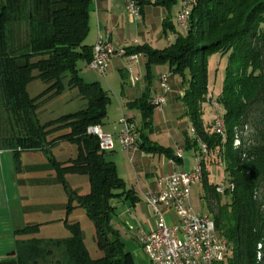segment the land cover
<instances>
[{"label": "trees", "instance_id": "trees-1", "mask_svg": "<svg viewBox=\"0 0 264 264\" xmlns=\"http://www.w3.org/2000/svg\"><path fill=\"white\" fill-rule=\"evenodd\" d=\"M92 2L0 0V150L11 153L17 169L24 153L45 157L66 196L59 221L68 232L44 239L36 235L41 223L25 224L13 232L14 255L1 257L0 264H135L113 219L114 200L123 195L134 200V192L126 190L98 138L87 133L89 126H101L110 101L99 82H86L79 73V62L92 60V46L84 43ZM174 33L164 49L138 45L124 48L125 56L144 54L148 70L166 64L181 80L180 100L193 129L188 148L201 159L200 181L215 205L211 218L227 241L221 264H264V0H194L187 29ZM216 53L227 56L216 98L223 135L203 119L210 91L207 62ZM65 91L81 102L80 109L41 121L40 108ZM129 105L149 124L154 107L147 95ZM63 142L75 150L59 160L53 147ZM146 149L181 160L158 144ZM220 163L228 185L222 194L210 180L212 167ZM68 175L86 176L88 191L72 188ZM80 209L93 228L90 246L74 217Z\"/></svg>", "mask_w": 264, "mask_h": 264}, {"label": "crops", "instance_id": "crops-1", "mask_svg": "<svg viewBox=\"0 0 264 264\" xmlns=\"http://www.w3.org/2000/svg\"><path fill=\"white\" fill-rule=\"evenodd\" d=\"M156 0H144L140 4V17L134 18L125 11V0H93L90 8L89 16V33L84 41L85 44L93 46L98 36L109 37L111 42L119 48H127L138 45H149L153 49H164L169 46L174 40V31H184L180 29L176 23V15L180 10L181 0H176L174 4L169 6L155 4ZM174 26V31L169 29V26ZM147 57L144 54H138L137 61H132L128 56L117 57L110 59L105 76L88 67L85 62H82L80 75L86 82H99L100 77H104L107 86L114 95L115 101L112 98L107 105V115L101 124L102 131L106 134L114 136V147L111 150H106L111 154L112 161L117 169L119 176L125 181L126 190L134 192L135 199L131 197L125 198V195L116 198L115 211L113 215L114 223L120 231L121 239L125 245V249L129 252L135 264H151L148 257L142 250L140 238L154 230L156 220L151 208L144 200V193H157L159 187L157 185L159 178L170 174L175 169H183L186 171L192 170V167H187L184 159L185 151H190L192 156L196 158V152L186 140V137L191 139L193 133L190 134L187 130L188 120L185 121L184 108L180 100L183 95L181 80L178 76L169 71L168 65H153L150 69L146 66ZM167 66V74L171 75L170 88L165 94L169 100H174L177 108L176 116L179 117L180 126L173 129L169 137H155L153 133V115L149 124H145L140 109L134 105L130 106L131 102L139 100L144 95L148 96L153 93H159L158 79L161 74H165L162 70ZM131 69V71L129 70ZM126 72V77L129 81L128 88L115 81L117 72ZM156 72V84H152V73ZM131 72V73H130ZM139 75L141 79L138 81H130L131 75ZM125 75V74H124ZM103 87V86H102ZM108 93V92H107ZM109 96V94H108ZM155 111H162L154 109ZM125 116L133 121L139 130V143L136 148L125 150L120 142L116 139V134L122 129L123 124L121 118ZM117 122V123H116ZM119 124V125H118ZM183 124V125H182ZM106 128V130H104ZM192 128L190 126V132ZM162 133V132H161ZM151 144H158L162 147L169 148L172 153L176 149L183 151L182 159L171 161V157L163 153L148 151L146 148ZM36 152L24 153L22 157ZM12 156L8 151L0 150V233L13 232L28 224L30 220L27 217V211L21 202L20 189L23 185L17 186L8 181V173L12 169ZM25 166V161L21 162ZM34 166V164H33ZM25 173L21 172L23 178ZM15 180V179H14ZM25 188V186H23ZM31 209V206L28 207ZM35 209V208H34ZM32 210V213L34 211ZM44 211L48 207L42 208ZM168 222L176 223L178 218L174 211L164 209ZM28 222V223H27ZM33 222V221H32ZM42 225L39 228L41 230ZM14 237V235H12ZM15 238V237H14ZM12 243L11 246H14ZM8 246L5 250H8ZM0 253V258L2 257Z\"/></svg>", "mask_w": 264, "mask_h": 264}, {"label": "rangeland", "instance_id": "rangeland-1", "mask_svg": "<svg viewBox=\"0 0 264 264\" xmlns=\"http://www.w3.org/2000/svg\"><path fill=\"white\" fill-rule=\"evenodd\" d=\"M139 6V4H138ZM227 65V56L220 55L218 53L212 54L208 58L207 62V75H208V85H209V95L207 96L208 102L204 106L205 114L204 121L210 122L212 120V111L214 110V114L221 115L222 109L221 106L216 102V98L220 92L224 77H225V68ZM79 66H82V62H79ZM167 74V66H164L162 69ZM107 73V70H106ZM125 74V75H124ZM134 76V75H133ZM157 74L154 71L152 73V84L155 86L156 84ZM171 75L168 77V84L170 87ZM100 81L102 83L103 88L108 92L109 97L112 98V102L115 101L114 95L110 88L107 86L105 78L100 77ZM115 81L122 84L125 88H128L129 81L126 77V72L121 71L117 72V76L115 77ZM131 81V78H130ZM132 82V81H131ZM38 84V83H37ZM40 84V83H39ZM39 87V85H38ZM35 89V88H34ZM34 89L31 88L30 93L34 94ZM171 89V88H170ZM151 98V97H150ZM149 98V100H150ZM81 102L78 99H71L69 96V92L65 91L58 97H55L49 102H46L39 110V119L41 121H45L48 119L55 118L61 114L74 112L81 107ZM215 105V106H214ZM216 110V111H215ZM177 108L175 107L174 100L165 99V103L163 105L162 111L153 112V133L156 134L155 137H169L172 130L178 128L179 125V117L176 116ZM218 112V113H217ZM221 112V113H220ZM185 121L188 120L186 117ZM105 122V121H104ZM189 122V121H188ZM187 122V123H188ZM117 123V122H116ZM119 125V124H118ZM183 125V124H182ZM185 129V127L181 128ZM173 128V129H172ZM106 130V128H104ZM187 130L190 134V124L187 126ZM162 132V133H161ZM246 132V131H245ZM248 136V134H244ZM115 140V139H114ZM75 148L72 145H68L66 142L60 143V145H56L53 147V153L55 157L59 160H65L69 156L72 155ZM106 158L110 159L111 154L106 151ZM25 161V166H22L21 162ZM184 159L186 161L187 167L195 168L196 160L194 163V158L192 153L189 151H185ZM196 159V158H195ZM20 166L18 169L15 167L12 162V169L8 173V181L25 186V188L19 187L20 189V198L23 205V209L25 207L27 211V217L30 220L28 224L31 223H41V230L37 235V237L48 239V238H62L68 235L67 229L64 227L62 221H59L61 217H64V210L62 209L66 200L65 193L60 183L54 178V173L50 168V165L47 164L46 159L40 153L36 152L27 156L20 158ZM13 161V160H12ZM34 164V166H33ZM222 164L214 165L211 169V177L210 180L212 183L216 184L220 181L226 180L224 179V175L222 172ZM25 173V176L21 177V172ZM191 171V170H190ZM15 179V180H14ZM67 180L72 188L76 189L79 193H86L89 189V184L86 176L79 175H68ZM205 191L202 186L201 181H197L195 185L192 186L191 189V198L190 205L196 213L212 216L215 205L212 202V199L208 196L205 197ZM115 204V201H114ZM31 206L32 210L28 209ZM48 207L49 209L43 210L42 208ZM74 217L78 219L82 225L84 240L87 246H90L92 243L91 237L93 234V228L90 222L85 217L83 211L77 210L74 213ZM33 221V222H32ZM169 225L172 222H168ZM13 234L8 232L0 233V253H2V257L8 256L11 252L14 251L15 245L11 246L12 243H15ZM9 247L8 250H5ZM262 257V254H260Z\"/></svg>", "mask_w": 264, "mask_h": 264}, {"label": "built area", "instance_id": "built-area-1", "mask_svg": "<svg viewBox=\"0 0 264 264\" xmlns=\"http://www.w3.org/2000/svg\"><path fill=\"white\" fill-rule=\"evenodd\" d=\"M190 1L192 0H181L180 10L175 17L178 27L182 30H186L188 26ZM125 11L135 18L129 0H125ZM114 56L124 57V48L115 46L111 40L106 39V35L98 36L92 46V60L88 63V67L105 76L110 59ZM128 57L132 61H137L138 54ZM134 77L135 82L141 79V76L136 74ZM168 77L169 74H161L158 79L161 92L150 95V105L154 109L163 108L165 94L170 89ZM211 115V129H213V124H218V118L214 110ZM121 122L123 127L116 134V139L125 150L136 148L139 143V130L136 124L125 116L121 118ZM87 133L98 138L101 150H111L114 147V136L104 133L100 125L89 126ZM174 155L182 159L183 151L176 149ZM171 161L174 162V159ZM196 183L194 168L191 171L175 169L159 178L157 183L159 199H151L150 192L144 193V200L156 220L154 230L140 238L142 250L151 264H221L225 259L223 249H227V241L225 240L224 247H216L215 234L210 229L208 217L196 213L190 205L191 189ZM227 187V183L223 180L216 183L220 194L224 193ZM164 209L174 211L178 218L176 223L168 224Z\"/></svg>", "mask_w": 264, "mask_h": 264}, {"label": "bare ground", "instance_id": "bare-ground-1", "mask_svg": "<svg viewBox=\"0 0 264 264\" xmlns=\"http://www.w3.org/2000/svg\"><path fill=\"white\" fill-rule=\"evenodd\" d=\"M129 1H131V10H133L135 12V18H139L140 17V10H139V6H138V2L136 0H129ZM193 3H194V0L190 1L189 9H188V18H189V15H190V12H191V8L193 6ZM106 39L107 40H110L109 37H106ZM130 78H131L132 81H135V77L133 75H131ZM149 103L151 104V98L149 100ZM217 118H218V124H213V130L216 133H218L220 135H223L224 134V121H223V118H222V116L220 114L217 115ZM238 144H239V141L236 140L235 141V146H237ZM200 147H201V151L202 152H206V146L204 144L200 143ZM195 160H196V165H195V168L194 169H195L196 181H200V179H201L200 160L201 159H200V157H196ZM150 198L151 199H159V191L157 193L150 192ZM206 217H208V219H209L210 229H211L212 233L215 234V236H214V245H216V247H224L225 246V239L223 237H221L217 233L212 218L210 216H207V215H206ZM225 251H226V249H223V257L225 255Z\"/></svg>", "mask_w": 264, "mask_h": 264}, {"label": "water", "instance_id": "water-1", "mask_svg": "<svg viewBox=\"0 0 264 264\" xmlns=\"http://www.w3.org/2000/svg\"><path fill=\"white\" fill-rule=\"evenodd\" d=\"M14 253H15V252L13 251V252H11L10 254H8V256H10V255H14Z\"/></svg>", "mask_w": 264, "mask_h": 264}]
</instances>
